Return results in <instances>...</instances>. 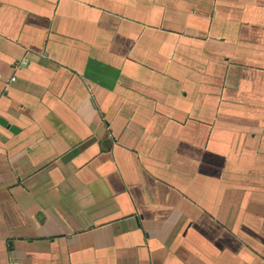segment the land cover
Listing matches in <instances>:
<instances>
[{
    "label": "crops",
    "instance_id": "crops-1",
    "mask_svg": "<svg viewBox=\"0 0 264 264\" xmlns=\"http://www.w3.org/2000/svg\"><path fill=\"white\" fill-rule=\"evenodd\" d=\"M0 264H264V0H0Z\"/></svg>",
    "mask_w": 264,
    "mask_h": 264
}]
</instances>
